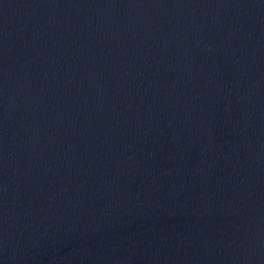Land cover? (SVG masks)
<instances>
[{
    "label": "water",
    "instance_id": "1",
    "mask_svg": "<svg viewBox=\"0 0 264 264\" xmlns=\"http://www.w3.org/2000/svg\"><path fill=\"white\" fill-rule=\"evenodd\" d=\"M0 264H264V0H0Z\"/></svg>",
    "mask_w": 264,
    "mask_h": 264
}]
</instances>
